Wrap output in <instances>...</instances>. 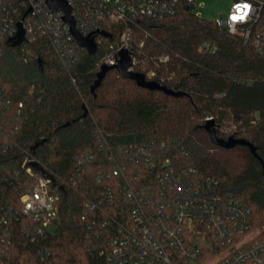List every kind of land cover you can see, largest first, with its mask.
Listing matches in <instances>:
<instances>
[{
	"label": "trees",
	"instance_id": "1",
	"mask_svg": "<svg viewBox=\"0 0 264 264\" xmlns=\"http://www.w3.org/2000/svg\"><path fill=\"white\" fill-rule=\"evenodd\" d=\"M103 31L106 35L96 36L94 54L76 43L74 53L65 60L45 36H36L29 44L27 63L20 58L19 46L8 38L0 42V85L12 101L14 124L18 123L11 136L18 146L9 150V156L0 155V174L19 165L28 151L57 182L52 188L59 196L58 212L40 242L46 256L43 263L106 264L104 257L88 251L91 230L81 219L83 192L95 185L96 171L107 166L99 148L100 133L114 147L171 138L202 174L220 180L224 193L251 208L255 227L262 225L264 56L240 36L195 15L185 5L173 16L140 15L106 24ZM125 31L133 43L130 54L139 60L134 69L184 95L140 87L116 69L91 91L98 71L116 53ZM21 101L25 106L17 113ZM208 117L215 120L219 137L244 138L256 154L246 145L214 144L204 127ZM225 125L231 126L229 131L223 130ZM86 151L97 159L78 177L77 161ZM75 178H79L76 186ZM17 259L38 263L35 252L23 246Z\"/></svg>",
	"mask_w": 264,
	"mask_h": 264
},
{
	"label": "built area",
	"instance_id": "2",
	"mask_svg": "<svg viewBox=\"0 0 264 264\" xmlns=\"http://www.w3.org/2000/svg\"><path fill=\"white\" fill-rule=\"evenodd\" d=\"M66 1L84 36L140 15L173 16L182 5L199 16L194 12L197 0ZM240 2L233 0L229 11L212 22L264 56V0H246L251 10L244 22H235L233 32L229 16ZM63 17L64 12L52 11L46 0H0V42L14 37L21 22L24 40L18 46L23 62H29V44L36 36L47 37L65 60L77 41ZM130 37L128 31L121 34L107 64L117 61L121 49L130 51ZM131 56L134 69L139 60ZM24 106L21 101L16 112ZM12 110L0 85V155L9 156L18 146L11 137L18 129ZM98 143L107 166L96 171L94 186H86L81 216L91 230V254L104 257L106 264H264V223L255 227L251 208L224 193L220 180L202 174L171 138L114 147L100 133ZM96 159L86 151L77 161L78 177ZM35 161L39 162L25 151L19 165L0 174V264H44L46 259L40 242L54 225L59 196L48 177L52 174L40 162L47 174L35 168ZM78 181L75 178L73 185ZM21 246L35 252L38 263L19 261Z\"/></svg>",
	"mask_w": 264,
	"mask_h": 264
},
{
	"label": "water",
	"instance_id": "3",
	"mask_svg": "<svg viewBox=\"0 0 264 264\" xmlns=\"http://www.w3.org/2000/svg\"><path fill=\"white\" fill-rule=\"evenodd\" d=\"M46 3L49 5L52 11H63L64 12V21L69 23L70 31L77 41L78 45L82 48L87 49L90 54H94L97 50V42H96V34L100 33L102 35H106V32L97 30L94 34H90L88 36H84L80 33L76 26V20L72 16V7L68 4L66 0H46ZM188 9V7H186ZM24 40V28L22 27V23H18V31L17 34L10 38L9 41L12 42V45L18 46ZM133 66L132 56L130 51L127 48H123L118 52V59L114 64H103L101 69L97 73V79L91 86V91L95 92V90L101 85L104 80L106 74L112 70L116 69L123 77L134 80L138 86L147 88L150 90H160L165 92L166 94H170L173 96H182L185 93L183 91H176L168 88L166 85L161 84L158 81L148 79L147 76L140 71H136L131 69ZM84 113L83 116L88 114V108L84 105ZM70 122L63 124L62 126L69 125ZM205 129L208 131L211 140L214 144L224 147V148H233L236 145H246L249 146L251 151L255 153L254 146L244 138H236L234 136H230L228 138H221L217 135V126L216 122L213 118H207L205 124ZM45 139L40 143H37L33 146V149H36L40 144L44 143ZM32 165L41 171L44 174H47L46 170L39 164V162L35 161ZM48 177L51 179L54 185L57 184L56 179L48 174Z\"/></svg>",
	"mask_w": 264,
	"mask_h": 264
},
{
	"label": "rangeland",
	"instance_id": "4",
	"mask_svg": "<svg viewBox=\"0 0 264 264\" xmlns=\"http://www.w3.org/2000/svg\"><path fill=\"white\" fill-rule=\"evenodd\" d=\"M232 1L233 0H197L194 12L202 18L212 21L221 14L227 13ZM230 128L231 126L225 125L223 130L229 131Z\"/></svg>",
	"mask_w": 264,
	"mask_h": 264
},
{
	"label": "clouds",
	"instance_id": "5",
	"mask_svg": "<svg viewBox=\"0 0 264 264\" xmlns=\"http://www.w3.org/2000/svg\"><path fill=\"white\" fill-rule=\"evenodd\" d=\"M251 4L246 0H241L240 3L233 5V12L229 16V28L231 31H235V22H244L248 17L251 10Z\"/></svg>",
	"mask_w": 264,
	"mask_h": 264
}]
</instances>
